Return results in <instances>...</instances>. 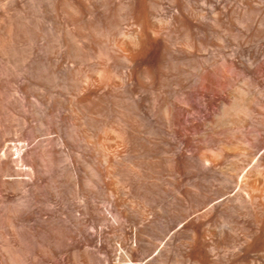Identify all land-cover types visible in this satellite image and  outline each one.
Masks as SVG:
<instances>
[{
  "label": "bare ground",
  "instance_id": "bare-ground-1",
  "mask_svg": "<svg viewBox=\"0 0 264 264\" xmlns=\"http://www.w3.org/2000/svg\"><path fill=\"white\" fill-rule=\"evenodd\" d=\"M0 264H264V0H0Z\"/></svg>",
  "mask_w": 264,
  "mask_h": 264
},
{
  "label": "rangeland",
  "instance_id": "rangeland-1",
  "mask_svg": "<svg viewBox=\"0 0 264 264\" xmlns=\"http://www.w3.org/2000/svg\"><path fill=\"white\" fill-rule=\"evenodd\" d=\"M43 138V136H41V137H39V138H37L36 139V141H38V139H42ZM18 144V145H21L22 143H20V142H11V144ZM17 169H19V170H21L22 171V175L20 176V177H18V178H21V179H28V176L26 175V171H27V169H28V167H26V166H23V165H18L17 166ZM27 176V177H26ZM23 177V178H22Z\"/></svg>",
  "mask_w": 264,
  "mask_h": 264
}]
</instances>
